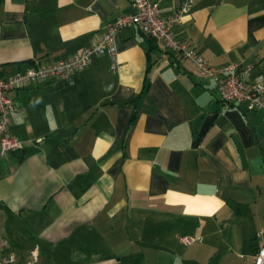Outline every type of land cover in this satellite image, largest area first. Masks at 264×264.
Segmentation results:
<instances>
[{
    "label": "crops",
    "instance_id": "obj_1",
    "mask_svg": "<svg viewBox=\"0 0 264 264\" xmlns=\"http://www.w3.org/2000/svg\"><path fill=\"white\" fill-rule=\"evenodd\" d=\"M169 19L180 0H150ZM131 0H0L3 77L95 43ZM175 38L264 80V0H193ZM67 79L11 91L0 156V264H254L264 232V110L134 27ZM200 241L184 246L179 237ZM246 258V260H243Z\"/></svg>",
    "mask_w": 264,
    "mask_h": 264
},
{
    "label": "built area",
    "instance_id": "obj_2",
    "mask_svg": "<svg viewBox=\"0 0 264 264\" xmlns=\"http://www.w3.org/2000/svg\"><path fill=\"white\" fill-rule=\"evenodd\" d=\"M192 2L193 0H180L176 11L165 20L159 17L158 3L150 0H131L132 12L106 21L98 40L70 57L50 64H36L7 77L2 76L0 64V156L22 148V144L9 133V119L14 110L10 92L49 78L65 80L86 67L92 57L99 54H107L111 59V69L116 70L119 62L116 58L115 39L121 30L128 27H134L165 47L179 52L197 68L199 74L213 75L216 92L223 103L241 105L250 112L264 110V80H247L250 67L228 64L221 69H215L195 50L187 48L175 38L169 25L178 24L181 17L189 11ZM262 235L264 232L258 233L257 237L262 238ZM178 239L184 246L200 241V238L190 236H181ZM256 248L254 264H264V240L260 241ZM37 258L36 248L30 252L29 259L23 261H19L13 252H8L2 258L1 264H35Z\"/></svg>",
    "mask_w": 264,
    "mask_h": 264
},
{
    "label": "rangeland",
    "instance_id": "obj_3",
    "mask_svg": "<svg viewBox=\"0 0 264 264\" xmlns=\"http://www.w3.org/2000/svg\"><path fill=\"white\" fill-rule=\"evenodd\" d=\"M243 260H246V258H244Z\"/></svg>",
    "mask_w": 264,
    "mask_h": 264
}]
</instances>
